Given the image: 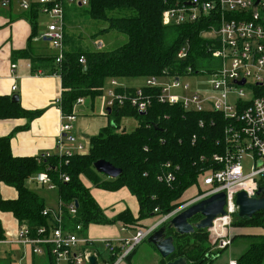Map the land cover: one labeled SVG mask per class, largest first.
Returning <instances> with one entry per match:
<instances>
[{"label": "trees", "instance_id": "obj_1", "mask_svg": "<svg viewBox=\"0 0 264 264\" xmlns=\"http://www.w3.org/2000/svg\"><path fill=\"white\" fill-rule=\"evenodd\" d=\"M8 1L12 4L22 0ZM28 1L30 5L25 10V17L30 21L33 32L28 47L13 51L12 56L15 60L29 59L33 72L41 69L46 74L60 75L62 97L59 107L65 115L73 112L79 98L102 96L110 79L161 78L167 72L183 73L188 66L193 68V73L218 66V60L211 54L213 43L201 36L203 31L217 25L218 18L207 16L179 25L163 23V13L167 8L188 0H87L86 5L62 0L65 20L68 21L69 16L66 11L74 10L78 16L88 20L107 22L108 27L99 33L118 31L125 34L128 41L112 51L90 50L81 45L78 36L66 29V50L60 63L56 61V56L43 57L34 53L31 42L38 36V16L43 6L38 0ZM186 43L190 46L189 56L186 60H178L177 53ZM81 57L85 59L84 64L80 62ZM212 59L217 61L214 65L210 62ZM177 62H181L180 66L177 65L179 70L172 72ZM138 88L119 87L117 92L133 94ZM140 88L145 96L151 98L147 112L140 113L130 102L108 108L111 110L110 124L90 138L87 152L70 157H61L57 153L50 156H15L11 148L13 133L0 137V182L13 187L18 193L14 200L0 198V210L12 213L20 226L31 230L48 227L49 217L43 214L45 200L27 185L35 174L46 171L56 184L59 199L62 200L63 227L66 231H76V227L81 226L80 232L86 234L91 224L118 223L127 228L139 227V222L144 219L171 213L188 188L199 185V179L201 181L209 170L218 168L212 157L225 150L224 128L228 122L219 113L187 112L179 105L161 103L158 87L144 85ZM43 112L27 110L19 101H13L12 96L0 95V119H27V124L15 131L28 129ZM125 117L137 121L134 130L121 129ZM201 120H204V126L200 125ZM100 159L122 169V174L111 179L97 172L94 163ZM168 162L173 167L179 166L176 180L171 185L158 181ZM62 175L69 176L70 180L64 181ZM83 179L101 190L128 188L139 203L138 217L135 218L126 209L109 218ZM261 186H264V181ZM76 201L77 213L72 215L68 205ZM232 227L264 229V210L251 218L237 213ZM207 231L199 230L184 236L168 231V235L175 237L176 249L166 258L167 262L185 257L189 264H213L224 249L216 253L208 252L209 248L205 245ZM2 236L0 228V238ZM241 238L247 241V247L236 259L237 264H264V234H244ZM48 259L51 262V257Z\"/></svg>", "mask_w": 264, "mask_h": 264}, {"label": "built area", "instance_id": "obj_2", "mask_svg": "<svg viewBox=\"0 0 264 264\" xmlns=\"http://www.w3.org/2000/svg\"><path fill=\"white\" fill-rule=\"evenodd\" d=\"M38 1L43 6L42 11L50 15L45 37L49 38L52 46L58 50L56 61L60 63L66 50L64 4L62 0ZM257 1L188 0L167 8L163 13L165 25L192 23L207 16L218 18L217 25L201 33L203 38L213 43L211 54L218 60V66L212 69L203 68L199 73H193V68L188 66L183 73L167 72L161 78L146 79L145 84L160 89L158 100L161 103L179 105L187 112L219 113L228 122L224 128L225 150L222 153H215L212 157L218 168L209 170L202 178L204 190L194 201L219 192L226 193V214L214 220L213 226L208 229L219 249L232 245V221L238 213L237 194L244 191L248 197H257V192L264 181V0ZM87 2L69 0V3L79 5H86ZM190 2L193 5H189ZM2 3L6 6L9 1L3 0ZM29 5L28 0L21 1L23 9H28ZM96 46L101 48L103 43L98 41ZM189 52V44L183 45L177 53L178 60H186ZM80 62L85 63L84 57L80 58ZM11 68L14 70L16 64H12ZM202 73L209 77L213 93L187 94L189 85H182V78ZM161 79L170 81L161 82ZM243 79L245 84H238V81ZM108 82L112 86L108 91V100L105 101L108 108L130 102L140 113L147 112L151 98L145 96L140 87L133 94L121 93L117 92V88L123 86L117 79H110ZM245 87L251 89V96ZM16 89L17 86H13V90ZM83 102L84 98H79L76 105ZM61 118L56 153L61 157H70L87 152L83 141H79L80 139L72 133L77 119L76 114L74 112L62 114ZM200 125L204 126V120L200 121ZM51 154L46 153L47 156ZM250 155L251 170L245 173L243 160ZM178 169L179 166L173 167L171 163H166L163 172L158 176V181L171 185L176 180ZM61 177L66 182L70 180L69 176ZM32 181L47 189L57 190L52 177L46 171L35 174ZM62 205V200L59 199L56 209L43 211V214L49 217L48 227L41 226L31 230L27 226H21L13 241L0 240V243L28 245L33 255L51 257L52 263L49 261L48 264H93L90 261L92 256L96 260L94 264H121L151 233L184 208L161 217L160 222L152 227L139 229L131 238L114 241L93 240L87 233L80 232L81 226H77L76 231H66L63 227ZM68 210L75 215L77 206L72 203L68 205ZM229 264H237V261L230 260Z\"/></svg>", "mask_w": 264, "mask_h": 264}, {"label": "crops", "instance_id": "obj_3", "mask_svg": "<svg viewBox=\"0 0 264 264\" xmlns=\"http://www.w3.org/2000/svg\"><path fill=\"white\" fill-rule=\"evenodd\" d=\"M2 2L3 0L0 1V95L13 96L18 94L19 102L23 108L27 110H43L44 112L31 122L28 129L20 131L15 130L27 124L26 118L0 119V137L12 135L13 133L11 148L15 156H37L46 153H56V142L63 114L59 107L62 97L61 77L60 75L46 74L41 69L38 71L41 73L37 74V72L32 71L29 59L20 58L15 60L13 58V51L23 50L28 47L33 29L30 21L25 17L26 12L21 7V2L15 1L6 6ZM40 21L39 15L37 23L38 36L31 42L33 51L37 56H55L53 54L49 55L52 44L45 37L47 28L40 26ZM12 64H16L14 70L11 68ZM121 84L123 87H130L123 83ZM13 86H17L15 91ZM102 96L95 99L84 98L83 103L75 104L73 112L76 114L77 119L74 122L72 133L79 139H85V136L89 138L96 136L110 124L108 107L105 104V100L101 102L100 98ZM123 122L125 123L124 128L122 127ZM136 126L137 121L134 118L125 117L122 119L121 129L127 130L129 127L136 128ZM29 181H32V178ZM84 182L87 187L91 188L93 197L105 210L109 218L126 209H129L135 218L138 217L139 203L128 188L106 191L92 187L87 180ZM54 191L58 192V190ZM38 194L43 198L40 193ZM17 196L18 193L13 187L0 182V198L14 200ZM57 206L46 205V209L54 210ZM160 219V216H152L140 221L139 224L149 228L158 224ZM20 227L18 220L12 213L0 210V228L1 235H3L0 240L13 241ZM123 228L125 229L123 230ZM138 230L139 227L127 228L121 226V231L126 232L129 238L134 236ZM240 233L261 235L264 234V229L262 227H244ZM87 235L93 240L110 239L116 241L123 238L120 237V233L116 228L104 225L99 226V224H91ZM0 245L6 246V248L10 246L8 249H2V256L8 259H12L16 255L11 246L19 245L22 250L20 253V264L21 262L26 264H48L49 262L45 256L33 255L31 247L28 245L20 243H0ZM156 253H158L157 250ZM150 254L152 258L156 255L154 251H151ZM121 264H133V262L124 261ZM146 264L160 263L147 262Z\"/></svg>", "mask_w": 264, "mask_h": 264}, {"label": "rangeland", "instance_id": "obj_4", "mask_svg": "<svg viewBox=\"0 0 264 264\" xmlns=\"http://www.w3.org/2000/svg\"><path fill=\"white\" fill-rule=\"evenodd\" d=\"M76 5H79V4L76 3ZM66 12H68V15H69L67 18L68 21L65 20L66 29L71 34H75L76 36H78L81 41V45L87 49L112 51V50L119 48L120 46H122L128 41V37L125 34L120 33L118 31L112 30V31H104L102 33H99L101 29H105L108 27V23L105 21L88 20L86 18L78 16V12L74 10H72L71 12L69 11H66ZM49 17L50 15L48 13L41 12L40 14L41 21L39 22L40 23L39 25L47 28L49 24V20H50ZM66 17H67V13H66ZM163 23L165 24V22ZM215 28L217 27L215 26ZM98 41H101L103 43V47L97 48L96 43ZM50 48L51 49H50L49 55L53 54L56 56L58 54V50L55 49L53 46ZM210 62L212 63V65H214L217 61L215 59H212ZM175 64H176L175 65L176 69H172L173 70V71L171 70L172 72L179 70L178 66L181 65V62H177ZM117 81L119 83L121 81V83H123L124 85H128L130 87H140L146 84V78H142V77L130 78L128 80L117 79ZM160 81L169 82L170 80L161 79ZM181 83L182 85L183 84L189 85V89L186 92L187 94L192 93V92H197L202 95H211L213 93L212 87L209 84V77L207 76V74L202 73V74L189 75V76L183 77L181 80ZM111 88H112L111 84L107 82V85L104 89L103 96L100 98L101 102H103V100L105 101L108 100L107 95H108L109 89ZM245 89L248 95L251 96V93H252L251 89L249 87H245ZM131 123H134V122H131ZM124 125L125 123L123 122V126H122L123 128H124ZM134 129L135 127L134 128L129 127L127 128V131H132ZM89 139L90 138L88 136H85V139L79 140V141H83L82 143L85 144L87 151L90 148V143L88 141ZM243 165H244V172L245 173L250 172L251 166H252L251 155L246 156L244 158ZM83 181H86V179H83ZM28 187L32 191H36L40 193L43 196V198H45V202L47 206L51 205L52 207H55V205H58V202H59L58 192L54 190H49L46 187H42L33 181L28 182ZM202 190H204V187L202 185V180L200 181L199 179V185L196 184L188 188L183 194V196L180 198L179 202H177L178 205L173 209V211H171V213L176 210H179L180 208L186 207L187 205L194 202L195 199L201 194ZM200 218L201 216H198L197 219H195V221ZM100 225L109 226L111 228H116L120 233V237H123V239L129 238L127 237L126 232L121 231V226L118 223L99 224V226ZM138 226L139 228L143 227V229H145V227L142 225H138ZM242 228L244 227H232V237H234L233 245L229 246L227 249H224L222 253L220 254V256L214 261L213 264H225V262L226 264H229L230 260L238 259V257L243 253V251L247 247V241L241 238V236L244 235V233H240ZM207 234L208 235L206 237L205 245L209 248L208 252L216 253L220 249L217 247L216 243L214 242L213 237L210 235L208 231H207ZM11 247H13V251L16 253V255H14L12 259H8L2 256V251H3L2 249H5L6 246L0 245V264H20V253L22 250L20 249L19 245H12ZM8 248H10V246H8L6 249ZM100 249L103 250L102 247ZM150 249H152L151 251H154L156 254L153 258L150 254L151 253V251H149ZM126 261L133 262V264H146L147 262H159L160 264L167 263V259L162 258L160 254L156 253V249L146 241L140 244L136 248V250L132 252V254L127 258Z\"/></svg>", "mask_w": 264, "mask_h": 264}, {"label": "water", "instance_id": "obj_5", "mask_svg": "<svg viewBox=\"0 0 264 264\" xmlns=\"http://www.w3.org/2000/svg\"><path fill=\"white\" fill-rule=\"evenodd\" d=\"M259 1V0H258ZM257 1V2H258ZM193 5V3H189ZM49 39V38H47ZM50 40V39H49ZM238 84L244 85L245 80L238 81ZM13 101H19V95L12 96ZM110 112L111 110L108 109ZM158 128L157 125L154 126ZM94 168L97 172L115 179L122 174V169L116 167L111 162L100 159L94 163ZM78 206V202H75ZM236 204L238 206V215L241 217L251 218L255 214L264 210V186H261L257 192V197H248L244 191L237 194ZM226 193L219 192L207 198L193 202L184 207L166 223L162 224L147 238V242L155 246L157 252L164 259L168 258L175 252V237L168 235V231H173L175 234L184 236L194 234L199 230H208L213 226L214 220L221 215H225ZM198 216L200 219L196 220ZM90 261L94 264L95 258L92 256ZM166 264H189L185 257H180L171 260Z\"/></svg>", "mask_w": 264, "mask_h": 264}, {"label": "flooded vegetation", "instance_id": "obj_6", "mask_svg": "<svg viewBox=\"0 0 264 264\" xmlns=\"http://www.w3.org/2000/svg\"><path fill=\"white\" fill-rule=\"evenodd\" d=\"M159 227H160V226H159ZM159 227H158V228H159Z\"/></svg>", "mask_w": 264, "mask_h": 264}]
</instances>
